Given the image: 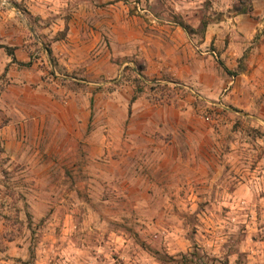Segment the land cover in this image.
Instances as JSON below:
<instances>
[{
	"label": "rangeland",
	"instance_id": "rangeland-1",
	"mask_svg": "<svg viewBox=\"0 0 264 264\" xmlns=\"http://www.w3.org/2000/svg\"><path fill=\"white\" fill-rule=\"evenodd\" d=\"M67 1L0 0V264H264V0H187L192 16H173L199 43L237 7L259 20L252 41L197 51L205 77L194 65L159 83L107 39L78 50L76 136L49 88ZM100 59L114 66L97 76Z\"/></svg>",
	"mask_w": 264,
	"mask_h": 264
},
{
	"label": "crops",
	"instance_id": "crops-1",
	"mask_svg": "<svg viewBox=\"0 0 264 264\" xmlns=\"http://www.w3.org/2000/svg\"><path fill=\"white\" fill-rule=\"evenodd\" d=\"M139 1L137 6L135 0H68L65 3L64 10L72 18L70 30L67 38L55 46L62 74L56 82L51 81L49 88L66 99L59 120L65 124L64 129L70 134L68 136H76L78 130V50L100 49L104 52L107 39L112 47L127 49L124 56L135 55L142 59L147 66L146 75L149 78L157 77L159 83H167L172 82L168 76L171 73L187 71L189 77L194 65L202 70L198 74L193 71L194 77H205L209 71L205 69L204 61L209 63L210 59L203 60L197 52L200 48L213 41L220 43L229 34L235 36L238 33L245 41H252L261 28L259 20L253 19L250 14H242L234 17L236 24L230 27V31L224 22L210 24L199 43L173 17L178 14L192 16L196 6L194 1ZM262 14L264 9L256 6L253 16ZM91 19H97L96 29L91 28L89 34L88 22ZM239 48L232 45L224 56H237L240 54ZM114 50L108 48L106 56L111 59L115 56ZM97 66L96 75L99 76L110 72L114 64L100 59ZM60 81L64 84L58 86ZM149 109L155 110V106H149Z\"/></svg>",
	"mask_w": 264,
	"mask_h": 264
},
{
	"label": "trees",
	"instance_id": "trees-1",
	"mask_svg": "<svg viewBox=\"0 0 264 264\" xmlns=\"http://www.w3.org/2000/svg\"><path fill=\"white\" fill-rule=\"evenodd\" d=\"M252 10L251 9H244L243 7H237V9H236V13H238V14H248V13H250ZM182 27H184L186 30H189V27L188 26H183L182 25ZM195 261H194V259H189L188 257H185L184 258V261L182 262L183 264H193Z\"/></svg>",
	"mask_w": 264,
	"mask_h": 264
}]
</instances>
